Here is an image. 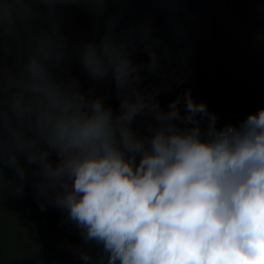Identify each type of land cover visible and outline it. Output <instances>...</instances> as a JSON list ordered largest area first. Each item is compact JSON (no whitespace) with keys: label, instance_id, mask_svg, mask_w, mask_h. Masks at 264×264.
<instances>
[{"label":"clouds","instance_id":"obj_1","mask_svg":"<svg viewBox=\"0 0 264 264\" xmlns=\"http://www.w3.org/2000/svg\"><path fill=\"white\" fill-rule=\"evenodd\" d=\"M63 56L42 50L27 58L21 77L9 76L0 163L21 181L16 193L27 179L23 157L39 181L36 194L86 243L102 245L108 264H264V108L217 128L218 117L188 90L183 116L179 96L167 112L154 103L160 127L138 138L131 124L145 103L122 100L114 116L75 79L53 75L49 62L58 69ZM80 62L93 80L111 74L118 91L137 72L109 35L88 43Z\"/></svg>","mask_w":264,"mask_h":264},{"label":"water","instance_id":"obj_2","mask_svg":"<svg viewBox=\"0 0 264 264\" xmlns=\"http://www.w3.org/2000/svg\"><path fill=\"white\" fill-rule=\"evenodd\" d=\"M105 35L137 69L133 84L119 91L111 74L93 80L81 66L84 47ZM42 50L63 51L58 69L49 62L53 75L75 79L86 98L102 99L114 116L122 100H142L145 110L131 124L138 138L160 127L150 111L154 103L167 112L179 96L183 116L188 90L218 117L217 128L238 126L264 108V0H0V136H6L3 116L11 115L9 76L21 77L27 58ZM21 163L22 195L19 178L0 163V264H85L82 255L88 264H108L102 245L86 243L65 213L36 194L33 168L23 157Z\"/></svg>","mask_w":264,"mask_h":264}]
</instances>
